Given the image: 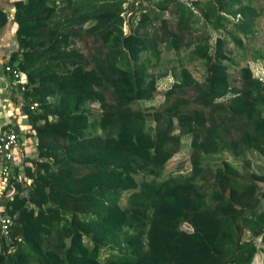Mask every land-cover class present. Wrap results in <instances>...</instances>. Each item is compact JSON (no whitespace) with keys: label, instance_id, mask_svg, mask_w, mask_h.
I'll list each match as a JSON object with an SVG mask.
<instances>
[{"label":"trees","instance_id":"trees-1","mask_svg":"<svg viewBox=\"0 0 264 264\" xmlns=\"http://www.w3.org/2000/svg\"><path fill=\"white\" fill-rule=\"evenodd\" d=\"M171 2L175 29L159 16ZM139 3L0 7V31L9 16L16 28L6 66L26 77L18 86L25 122L12 123L24 155L10 175L15 194L3 203L13 224L8 236L0 233V264H252L264 252V174L247 158H264V80L248 64L231 78L237 63L227 49L233 43L244 52L236 32L246 36L255 26L252 0H159L149 11ZM196 9L219 33L190 51L204 80L173 68L162 105L135 108L154 98L166 76L151 71L150 58L159 61L161 44L179 53ZM88 38L90 53L74 47L76 40L88 46ZM262 58L254 51L253 60ZM91 105L100 109L93 120ZM184 137L190 170L162 178ZM223 154L239 167L204 163Z\"/></svg>","mask_w":264,"mask_h":264},{"label":"rangeland","instance_id":"rangeland-1","mask_svg":"<svg viewBox=\"0 0 264 264\" xmlns=\"http://www.w3.org/2000/svg\"><path fill=\"white\" fill-rule=\"evenodd\" d=\"M140 3L136 4L135 7L139 8L140 6L146 9L147 11L154 9V3L159 0H139ZM252 4L255 7L258 17L255 19V26L248 31L246 36H243L241 33L236 32L238 38L242 40V44L244 47V52L239 49H236L233 43H228L227 49L231 51V56L236 61V65L229 69V73L231 78L237 77L238 71L241 67L248 64L252 70V73L255 77H258L264 80V58L259 60H253L252 57L254 55V51H260L264 54V0H252ZM175 3H168V8L166 12L161 13L159 16L162 19L168 21L171 29H175L176 26V16L174 12ZM137 11V10H136ZM194 15H196V19L193 20L191 30H187L186 28L183 30L184 35L182 37V49L179 53L169 52L165 49L164 44L159 46L160 51V59L156 61L155 59L150 58V63L152 65L151 71L156 75L166 74L164 78H161L158 81L157 91L155 93L154 98L148 102H139L134 105L135 108H140L146 111H152L155 108H158L163 103L164 93L173 83L172 71L173 68H176V71H179L180 68H186L194 79L199 82H202L205 77V69L204 66L197 60L190 59V51L193 49V43L198 42L200 39L205 37H211L210 43H213L215 38L219 36L218 32H215L211 25L205 24L203 20L200 18V13L196 9L193 11ZM137 14H135L136 16ZM126 18H129V14L126 15ZM231 24L228 25L229 30H234V27ZM159 26V21L154 22L152 26H148L147 30L151 31L153 28H157ZM124 32L128 33V29L125 27ZM224 36L223 34H221ZM198 40V41H197ZM88 46H84L81 40H76L75 46L82 53L87 54L92 51V46L94 45L93 38H88L86 40ZM189 46H185V45ZM143 58L145 55L142 56ZM23 101V100H22ZM0 109H3L0 107ZM90 111L93 113L91 120L96 119L100 112V109L97 105H91ZM190 139L188 137H184L182 139V144L180 151L167 163L164 174L162 178H168L171 176H176L180 173H187L190 170L189 163V147ZM247 158L251 161V170L256 173L264 174V158L258 157L254 153H248ZM222 159H226L227 161L233 163L237 167H239L240 163L236 162L231 156L228 154H223L220 156H215L212 158H206L204 160L205 164L208 166H214L219 163ZM205 177L208 182H211L212 173L210 170L206 169ZM140 176L138 177V179ZM207 185V184H206ZM224 191V189H223ZM183 229L187 230V227L184 226ZM246 238H249V235H246ZM257 245L260 247V239L256 241ZM106 255L103 254L102 258H105ZM252 264H264V252H258L255 256Z\"/></svg>","mask_w":264,"mask_h":264},{"label":"built area","instance_id":"built-area-1","mask_svg":"<svg viewBox=\"0 0 264 264\" xmlns=\"http://www.w3.org/2000/svg\"><path fill=\"white\" fill-rule=\"evenodd\" d=\"M181 1L191 6L193 2L199 0ZM3 70L10 75L15 85L22 86L26 83V77L20 71L8 65ZM30 109H34V106ZM23 155V149L12 123L4 121L0 124V233L4 237L8 236L13 220L3 215V203L4 200H11L15 194V187L10 184V175L12 169L21 163ZM17 181H21V177H18Z\"/></svg>","mask_w":264,"mask_h":264},{"label":"crops","instance_id":"crops-1","mask_svg":"<svg viewBox=\"0 0 264 264\" xmlns=\"http://www.w3.org/2000/svg\"><path fill=\"white\" fill-rule=\"evenodd\" d=\"M18 1L25 0H0V7L11 13L12 4ZM8 20L5 29L0 31V107L3 108L0 109V124L9 121L23 128L25 118L19 109L23 104L22 96L18 91V85H15L10 75L3 70L11 53L17 50L14 35L16 28L12 24L11 16Z\"/></svg>","mask_w":264,"mask_h":264},{"label":"water","instance_id":"water-1","mask_svg":"<svg viewBox=\"0 0 264 264\" xmlns=\"http://www.w3.org/2000/svg\"><path fill=\"white\" fill-rule=\"evenodd\" d=\"M7 23H9V20H8V22Z\"/></svg>","mask_w":264,"mask_h":264}]
</instances>
